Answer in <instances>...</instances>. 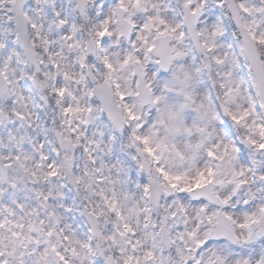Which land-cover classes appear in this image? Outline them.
<instances>
[{
	"label": "snow or ice",
	"instance_id": "1",
	"mask_svg": "<svg viewBox=\"0 0 264 264\" xmlns=\"http://www.w3.org/2000/svg\"><path fill=\"white\" fill-rule=\"evenodd\" d=\"M0 264H264V0H0Z\"/></svg>",
	"mask_w": 264,
	"mask_h": 264
}]
</instances>
